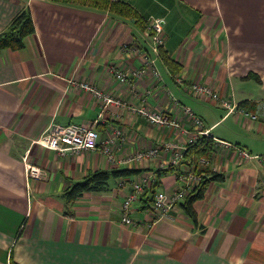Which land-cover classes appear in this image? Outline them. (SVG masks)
<instances>
[{
  "label": "crops",
  "instance_id": "1",
  "mask_svg": "<svg viewBox=\"0 0 264 264\" xmlns=\"http://www.w3.org/2000/svg\"><path fill=\"white\" fill-rule=\"evenodd\" d=\"M123 1L144 22L161 20V50L179 64L186 83L173 81L159 51L146 41L145 28L133 19L70 2L0 0V32L23 8L34 25L21 48L0 50V264H9L10 252L21 264H235L251 252L264 257V0ZM144 53L151 59L148 64L141 61ZM118 66L130 74L129 81L120 83L111 75L109 69ZM145 67L142 75H134ZM249 72L261 79L257 95L242 87L244 81H255ZM191 81L217 91L232 109L193 94ZM96 90L121 103L104 105ZM242 100L247 101L238 106ZM184 106L202 126L183 113ZM137 108L166 112L181 126L153 123ZM254 111L257 118L250 117ZM223 117L230 119L225 130L218 128ZM94 119L99 137L114 134L115 128L122 133L124 139L113 143L116 158L150 147L159 153L116 167L99 150L59 152L34 142L51 125H89ZM182 127L190 134L207 131L210 163L200 171L223 176L194 201L198 226L180 204L147 226L151 201L146 199L152 194L147 188L130 213L146 223L121 224L120 204L130 179L159 172L154 192L181 185L174 172L181 165L162 173L159 168H168L186 145L190 134ZM166 142L176 146L164 149ZM239 147L251 155L241 157ZM25 162L37 167L41 177H27ZM114 168L140 172L110 177L105 188L65 200L72 183ZM183 239L192 241L185 256L172 245L165 252L155 246ZM217 251L227 257H218Z\"/></svg>",
  "mask_w": 264,
  "mask_h": 264
},
{
  "label": "built area",
  "instance_id": "2",
  "mask_svg": "<svg viewBox=\"0 0 264 264\" xmlns=\"http://www.w3.org/2000/svg\"><path fill=\"white\" fill-rule=\"evenodd\" d=\"M161 20L158 18L153 19V22L150 23L148 26V29L152 31V26L154 24V32L151 33L148 38H146V41L150 44V48L157 54L158 53V47L162 43V39H158V33L160 36L161 27L162 24L160 22ZM151 59L147 55L146 64L150 63ZM113 74L115 78L120 82L124 83L129 81L131 78L126 74V72L123 71V69L117 70V68H112ZM146 70L145 68H140L137 70L138 72L134 73V75H142ZM156 72V70H155ZM193 90V94L197 95H207L208 97H212L214 100H217L220 98L217 91L212 90L210 87L206 85H198L197 83H194L191 85ZM96 95L102 99V101L105 104H108L110 102H113L115 104H120V100L114 99L112 96L108 94H104L98 90L95 91ZM221 105L228 108L229 110L232 109V105L230 102L226 99H221ZM183 111L185 114L189 116L192 120L195 121L194 125L197 127L202 126V122L199 118V116L195 115L193 110L188 107L184 106ZM137 110L142 111L141 108H137ZM143 114L153 123H163L166 125H172V126H181L177 121L171 120L166 112H146L144 111ZM98 117V116H97ZM193 121V122H194ZM97 123V120L94 119L91 124H75L70 123L64 126H55L51 125L47 127L35 140L37 144L44 146L49 149H53L59 152H78L80 150H99L101 153H103L107 160L111 164H115L116 167H118L121 164H133L136 161L142 160L144 157H153L156 156L159 153V148L157 147H150L149 149L145 151H136L133 154H129L124 158H116L113 153V147L116 142V139L124 137L122 136V133L118 129H114L113 133L111 135H103L102 137H99V134L96 130V127L94 124ZM197 123H201L200 125H197ZM182 131L185 134H190L191 130H189L187 127H182ZM202 135H209L206 130L198 129L197 134L195 138L189 137L186 141V145L183 146V148L178 151L172 158V160L169 161V164H166L164 167H168L170 165L177 166L180 164V162L183 159V151L186 149L187 144L190 142H195L197 139H199ZM226 143V142H225ZM119 144V143H118ZM176 146L174 143L166 142L164 149H170L172 147ZM239 151V155L241 157L247 158L250 155L248 152H246L243 148L239 147L237 148ZM144 150V149H143ZM210 163L209 158L207 156H200L198 159V162L196 163L195 167L190 168L189 170L185 171L184 166V173L178 175L181 177V185H179L176 189L169 191H156L154 193L153 199L151 204L146 208L147 214L150 215L148 217L147 226H150L154 224L156 221L161 220L168 212L173 208V206L179 204L183 199L185 198L186 194L189 192H192L198 183V177H200L199 172L202 174V176L206 175L202 171H200L201 168L208 166ZM163 169V168H159ZM165 169V168H164ZM25 171L26 176L28 177H41L40 171L37 167L30 165L29 163L25 162ZM156 172V171H155ZM158 173V172H156ZM144 175L140 177L139 179H130V187L128 192L125 194L122 203L120 204V223L124 225H138L141 223L144 225L146 223V219H139L134 218L130 215L131 211L134 207L140 206V199L143 196L144 192L146 191V188L150 186L151 182L157 178V174L153 175Z\"/></svg>",
  "mask_w": 264,
  "mask_h": 264
},
{
  "label": "trees",
  "instance_id": "3",
  "mask_svg": "<svg viewBox=\"0 0 264 264\" xmlns=\"http://www.w3.org/2000/svg\"><path fill=\"white\" fill-rule=\"evenodd\" d=\"M62 2L78 3L80 5L92 6L101 10H110L115 15L122 16L125 18L133 19L138 25L141 24V18L138 12L126 1L123 0H55ZM34 31L33 21L28 8L21 9L11 20L9 27L0 32V50L9 49H19L23 46V38ZM158 57L164 62V65L168 68L169 72L173 76L175 72L178 71L179 65L173 58L167 55L166 52L160 49ZM248 77H252L258 83H261L259 75L254 72H249ZM247 100H242L237 103L238 106L244 105ZM212 150V139L209 135H202L195 142H190L187 144L186 149L183 151V159L180 162L179 169L174 171L173 165L168 166L161 170L174 171L178 176L184 173L183 165H188L191 161V156L193 154L202 153L204 155L210 156ZM177 165V166H179ZM140 172L139 169L132 168H114L112 170H96L91 173L86 174L80 181L72 183L64 191V198L66 201H71L79 197L84 191H96L107 186V180L110 177L116 176H126L130 177L132 174ZM159 173V172H158ZM157 173V174H158ZM159 177V175H157ZM155 178L154 181H156ZM222 174L217 172H211L209 176L204 175L203 180L199 183L200 185L196 187L192 192L186 194L183 201L179 204L182 207L184 213L190 218L194 226H198L197 213L194 210L193 203L198 199L204 197L206 188L211 181L222 180ZM158 180V179H157ZM151 183L147 190L152 192L146 200L152 202L154 196V189L158 186L159 181ZM151 204V203H150ZM178 205V204H177ZM20 231V230H19ZM19 231H17V235ZM11 253V254H10ZM9 253V264H21L13 258L12 252Z\"/></svg>",
  "mask_w": 264,
  "mask_h": 264
},
{
  "label": "rangeland",
  "instance_id": "4",
  "mask_svg": "<svg viewBox=\"0 0 264 264\" xmlns=\"http://www.w3.org/2000/svg\"><path fill=\"white\" fill-rule=\"evenodd\" d=\"M78 4V3H77ZM84 6H87V5H84ZM88 8H90V9H92V10H100V11H106V10H101V9H98V8H94V7H92V6H88ZM109 13L108 14H114V13H112L110 10H107ZM117 15V14H116ZM122 17V16H121ZM123 18H125V17H123ZM127 19H128V17H127ZM130 19V18H129ZM123 20H125V19H123ZM151 22H153V21H151V20H145V22L142 20L141 21V24H142V28L144 29L143 30V33H144V35L145 36H148L149 37V35L152 33L153 34V32H154V24H153V26H152V31H150V29H148V26L150 25V23ZM146 23H147V25H146ZM162 33H163V28L161 27V32H160V36H159V33H158V39H160V37H161V39H162V43H161V45L158 47V51H160V49H161V47L163 46V42H164V38L162 37ZM148 45V44H147ZM150 45V44H149ZM132 55H134V56H137V54L136 53H134L133 52V54ZM132 55H131V57H132ZM140 57H142V62H146V60H147V56L145 55V53L144 54H141L140 55ZM176 62V61H175ZM177 65H179L178 63H177ZM122 67V66H121ZM120 66H118V68H117V70H119V69H123V68H121ZM123 71L124 72H126V74L128 75V76H130V74H128L127 73V71H125L124 69H123ZM109 72L111 73V75L113 74V70L112 69H109ZM174 75L172 76V78H173V81L176 83V84H183V83H186L185 82V77H183L184 75L180 72V66H179V69H178V71L177 72H175V73H173ZM194 83H197L198 85H201L202 83H198L197 81H195V82H193V81H191L189 84H188V89L190 90H193V88L191 87V85L192 84H194ZM246 84V85H245ZM242 87H246V91H250V92H252L253 93V95H257L259 92H261L262 91V87H261V85L260 84H258V82H256V81H253L252 79L251 80H247L246 82L244 81V84H243V86ZM213 90V89H212ZM238 92H237V96H238ZM99 98V97H98ZM101 99V98H100ZM102 100V99H101ZM189 100V102H191L190 101V99H188ZM211 100L215 103L216 102V104H219V105H221V100H220V98H218L217 100H214L212 97H211ZM193 101V100H192ZM202 106H208L210 109H212V110H215V108H219V107H216L215 105H214V103L212 102V101H209V100H207L206 102L207 103H205V102H201L200 100H197ZM191 105H193L192 103H191ZM184 110V109H183ZM220 111H223V109H221ZM144 111L142 110V113H143ZM183 113H184V111H183ZM222 114L223 112H219V113H217V115L218 114ZM211 117H214V115H210ZM250 117L251 118H257L258 117V115H257V113H255V111L253 112V114H250ZM192 120V119H191ZM192 121H194V120H192ZM221 121H222V123L218 126V128H222V129H227V127H229V125H227L228 123H229V121H230V119L229 118H227V119H224V117L221 119ZM202 122V121H201ZM194 123H195V121H194ZM201 123H197V125H200ZM219 131H221V130H219V129H215L214 130V133H219ZM190 137L191 138H195L196 137V134H190ZM202 155H204V154H202V153H197V154H193L192 156H191V161H190V163L185 167V171L186 170H189L190 168H192V167H195V165H196V163L198 162V159H199V157L200 156H202ZM251 155V154H250ZM127 156V155H126ZM204 156H207V157H209L208 155H204ZM25 166V165H24ZM26 172V171H25ZM27 173V172H26ZM199 175H200V177H198V183H197V186L196 187H198L200 184V182L203 180V176H202V174L199 172ZM27 177H28V175H27ZM177 177V179L178 180H180L181 181V177H179V176H176ZM32 178H36V177H32ZM158 186H159V183H158ZM167 190V189H166ZM158 191H164V190H162V189H158ZM169 191H167V193H168ZM170 211V210H169ZM168 214V213H167ZM165 216H167V215H165ZM164 216V217H165ZM147 217H150V215H148L147 214ZM163 217V218H164ZM162 218V219H163ZM161 219V220H162ZM158 221H160V220H158ZM158 221H156V222H158ZM155 222V223H156ZM124 225V224H123ZM135 226V225H134ZM200 242H202V240L199 238V240H198V244H200ZM172 244H170L169 246H164V247H161L162 246V243H160V242H157L156 244H155V246H156V248H158V249H160V251H166V249H168L171 245H172V248L177 252V250H178V253L180 254V255H182V256H185V255H187V252L190 250V248H191V244H192V241H190V240H185V239H183V240H181V241H174V242H171ZM216 251V250H215ZM216 254H217V256L218 257H220V258H225V257H227L226 255H223V254H220V253H218V251L216 252ZM264 259V257H262L260 254H258L257 252H251V253H249V255L248 256H246L245 258H242V259H237L236 258V263L235 264H264V262H260V261H262ZM227 260V259H226ZM230 262V261H229ZM230 264H233V263H231L230 262Z\"/></svg>",
  "mask_w": 264,
  "mask_h": 264
},
{
  "label": "flooded vegetation",
  "instance_id": "5",
  "mask_svg": "<svg viewBox=\"0 0 264 264\" xmlns=\"http://www.w3.org/2000/svg\"><path fill=\"white\" fill-rule=\"evenodd\" d=\"M204 85V84H203ZM206 86H208V85H206ZM209 87V86H208Z\"/></svg>",
  "mask_w": 264,
  "mask_h": 264
}]
</instances>
